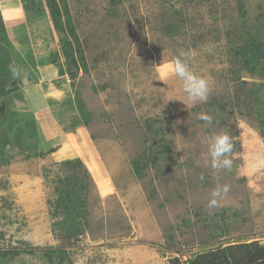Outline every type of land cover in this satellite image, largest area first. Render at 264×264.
I'll list each match as a JSON object with an SVG mask.
<instances>
[{
    "label": "rangeland",
    "instance_id": "1",
    "mask_svg": "<svg viewBox=\"0 0 264 264\" xmlns=\"http://www.w3.org/2000/svg\"><path fill=\"white\" fill-rule=\"evenodd\" d=\"M260 44L264 0H0V264H186L264 244ZM190 51L211 87L195 105L163 74ZM225 131L230 191L209 209L203 140Z\"/></svg>",
    "mask_w": 264,
    "mask_h": 264
},
{
    "label": "clouds",
    "instance_id": "2",
    "mask_svg": "<svg viewBox=\"0 0 264 264\" xmlns=\"http://www.w3.org/2000/svg\"><path fill=\"white\" fill-rule=\"evenodd\" d=\"M195 56V51L173 56L163 72L166 77L179 81L180 91H182L187 102L191 105L205 103L211 92L209 80L196 74L189 66L191 59ZM9 71L12 73L13 78H17L20 74V70L14 66H10ZM198 119L207 124H212L213 122V118L206 113L198 114ZM203 142L207 145L205 166L213 170V179L217 181L216 187L209 194L210 198L207 207L209 209L218 208L230 191L229 185L218 183L220 180L219 173L223 170H231L233 161L230 156L234 145L228 131L206 136ZM203 178V174H201L200 179L203 180Z\"/></svg>",
    "mask_w": 264,
    "mask_h": 264
},
{
    "label": "trees",
    "instance_id": "3",
    "mask_svg": "<svg viewBox=\"0 0 264 264\" xmlns=\"http://www.w3.org/2000/svg\"><path fill=\"white\" fill-rule=\"evenodd\" d=\"M259 47L264 50V44H260ZM262 56L264 57V52H262L261 59L263 58ZM77 163L80 165V167L82 166L85 169L84 164L82 162L79 163L77 161ZM67 164L74 165V162L70 161L67 162ZM85 171L88 174V171L86 169ZM67 195L69 198V191L68 194L67 192H63L61 194L63 200L61 199V201H58L56 205L60 207L61 203H66L64 208L69 212L70 209H74V207L72 204H70L72 202L70 199L67 202ZM169 264L183 263H181L179 259L173 258L169 260ZM186 264H264V244H260L258 242H249L228 245L223 248L219 247L209 252L196 255L192 260H190Z\"/></svg>",
    "mask_w": 264,
    "mask_h": 264
},
{
    "label": "crops",
    "instance_id": "4",
    "mask_svg": "<svg viewBox=\"0 0 264 264\" xmlns=\"http://www.w3.org/2000/svg\"><path fill=\"white\" fill-rule=\"evenodd\" d=\"M47 71L50 72V69H47ZM52 73H53V72H52ZM52 155H54V153H53Z\"/></svg>",
    "mask_w": 264,
    "mask_h": 264
}]
</instances>
